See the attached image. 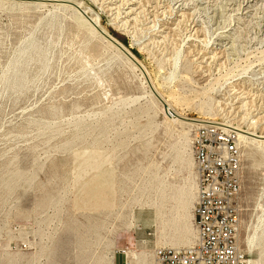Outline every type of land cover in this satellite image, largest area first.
<instances>
[{
  "label": "rangeland",
  "instance_id": "374dc122",
  "mask_svg": "<svg viewBox=\"0 0 264 264\" xmlns=\"http://www.w3.org/2000/svg\"><path fill=\"white\" fill-rule=\"evenodd\" d=\"M73 1L101 17L179 115L256 122L264 134V0ZM149 92L71 9L0 3V264H110L128 248L154 259L156 248L190 247L172 245L185 229L195 243L193 130L168 121ZM85 150L102 155L79 166ZM111 172L115 195L99 192L114 208L91 209L90 184ZM241 181L240 246L260 261L246 239L264 226V157L244 147Z\"/></svg>",
  "mask_w": 264,
  "mask_h": 264
},
{
  "label": "built area",
  "instance_id": "2783aa9c",
  "mask_svg": "<svg viewBox=\"0 0 264 264\" xmlns=\"http://www.w3.org/2000/svg\"><path fill=\"white\" fill-rule=\"evenodd\" d=\"M196 241L183 249L156 248L154 264H248L240 246L243 142L220 125L195 129Z\"/></svg>",
  "mask_w": 264,
  "mask_h": 264
},
{
  "label": "bare ground",
  "instance_id": "6f19581e",
  "mask_svg": "<svg viewBox=\"0 0 264 264\" xmlns=\"http://www.w3.org/2000/svg\"><path fill=\"white\" fill-rule=\"evenodd\" d=\"M5 1H7V2H5ZM19 2H21V4L23 3L24 5L30 4V5H38V6L47 5V3H50V4L52 3L53 6H56V7H65V8L71 9L73 11L74 15H75V20L78 23V25H80L81 27L85 28L86 30H88L92 34H95L97 37H99L100 39L105 41L107 43V45H109L111 48L115 49L122 57H124L126 62L129 65H131L135 71L140 73L142 81H143V85L145 87H147V89H150L149 84H151L152 88L155 90V92L158 94V96L168 106V112L171 115H173V116H170L168 114V112L165 111L164 106L157 100V98L153 95V93L150 90L151 93L150 92L149 93H150L152 99L159 105L160 110L167 117L168 121H170L173 124L178 123L181 126H187L189 129L193 130V132L195 131V129H198L201 126H207V125H210V124L220 125V126L225 127L228 130H235V131H237V133L240 136L241 141L243 142L244 151L246 152L248 157H252V156L257 155V154H261L264 157V134H260L259 135L253 129L255 127L254 125L256 124V122H253L251 124L252 128H248L247 130H244L240 126L236 127V126H233V125H230V124L218 123V122H216L215 120H212V119H204V120H202V119H189V118L183 117V116L179 115L177 112H175L173 110L172 106L164 99V97L162 96L160 91L157 90V88H156V86L154 84L152 75L149 72V69L126 46H124L115 37H113L111 35V33H109V31L107 29L102 27L101 17L96 15V14H93L90 7L86 6L82 2H76V1H73V0H0V3H13V4H16V3H19ZM25 2H34V3H25ZM54 3L56 5H54ZM61 3H63V4H61ZM69 6H72L76 10H74L73 8H71ZM132 13H133V9L131 8L128 11V13H126V14L127 15H132ZM137 15H138V13H137ZM102 33L104 35H107L111 39H113L120 46H122L139 63V65L143 68L144 72L141 73V71L139 70V68L137 66H135L131 61H129L112 44L108 43L103 38V36H102L103 34ZM178 55H176V57L173 59V61H174L173 67H174V70L177 71V72H178V69L180 68L179 67V62H180L179 61L180 60L179 57L180 56H178ZM173 74H172V76H173ZM175 77H176V75H175ZM147 80H148V82H147ZM185 135L186 134H183V136L187 139V137ZM91 154H92V156H97V155H102V152L101 151H96V150H91V151L85 150V151H82V152H77V153H75V161H77L75 163H77V165L81 166V165H86L88 162H92L93 160H91V157L89 156ZM111 156H112V154H111ZM94 162H95V167H96L95 171L100 172L102 170V161H101V159H98V161L94 160ZM191 165H193V162H191ZM76 172H77V168L75 167L74 174H76ZM196 174H197V172H196ZM109 175H111V178L108 179V180H106L104 178L105 176H102V177H99V178L95 179L90 184L89 189H88V193L90 192L92 200L88 203V205H89V207L91 209L97 210L100 207H111L112 209L114 208L115 203H113V204L110 203V202H108V203L104 202L103 203V199L101 198V195H100V192H99V190H105V189L109 188L110 190H112L114 192V195H115V190H114V187H115V184H114V172L109 173ZM182 196H183L182 200H180V203H179V210L181 212H183L184 214H186L189 211V208L191 207L190 203L187 201L188 196H189V190L188 189L183 190ZM196 201H197V191H196ZM195 205H196V203H195ZM191 223L194 225V215H191ZM192 235L193 234H192V232L189 229L188 230L185 229V231L183 233V236L180 237L178 239V241H175V243H172V245L173 246H178V247H184V246L192 247L194 245V244L191 245V243H192V240H191ZM118 240L119 239H117L116 241L113 242V247L114 248L117 247ZM246 247L249 250H251V251L258 250L259 253H260V259H261L260 261L248 260V264H258L260 262L262 264H264V226H263L262 233H261L259 238H257L256 235H253L252 237H249V238L246 239ZM116 255L117 254L115 252H113L111 254V256L109 257V259L111 261L110 264H114ZM121 255L125 259L128 260V263H131V264H133L136 260H140V259L143 260L142 264H148V260L153 258V255H152V253L150 251L149 252H146V251H143V252L140 251L139 252V251L132 250L130 248H128L127 250L122 251ZM8 260H9L8 264H19L13 258H8Z\"/></svg>",
  "mask_w": 264,
  "mask_h": 264
},
{
  "label": "water",
  "instance_id": "95a60500",
  "mask_svg": "<svg viewBox=\"0 0 264 264\" xmlns=\"http://www.w3.org/2000/svg\"><path fill=\"white\" fill-rule=\"evenodd\" d=\"M103 34V33H102ZM103 38L110 44H112L116 49H118L129 61H131L135 66H137L139 68V70L142 72L143 68L139 65V63L122 47L120 46L118 43H116L113 39H111L110 37H108L107 35H102ZM148 82V80H147ZM150 90L153 93V95L157 98V100L164 106L165 111L168 112V106L165 104V102L158 96V94L155 92V90L152 88L151 84H149ZM168 114L170 116L171 115L169 112Z\"/></svg>",
  "mask_w": 264,
  "mask_h": 264
},
{
  "label": "crops",
  "instance_id": "0c3cea01",
  "mask_svg": "<svg viewBox=\"0 0 264 264\" xmlns=\"http://www.w3.org/2000/svg\"><path fill=\"white\" fill-rule=\"evenodd\" d=\"M154 262V259H149L148 260V264H153ZM143 263V260H136L133 264H142ZM114 264H131V263H128V260L125 259L121 254L120 255H116V258H115V261H114Z\"/></svg>",
  "mask_w": 264,
  "mask_h": 264
}]
</instances>
